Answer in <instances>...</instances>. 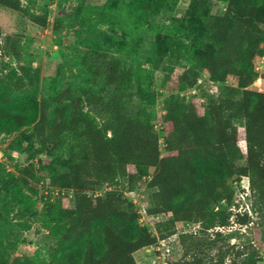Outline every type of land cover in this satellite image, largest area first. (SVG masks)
<instances>
[{
	"label": "trees",
	"instance_id": "16d2710c",
	"mask_svg": "<svg viewBox=\"0 0 264 264\" xmlns=\"http://www.w3.org/2000/svg\"><path fill=\"white\" fill-rule=\"evenodd\" d=\"M204 1L192 3L198 2L203 10L212 46L192 54L197 66L187 68L180 79L193 87L203 70L215 81L235 77L237 85L211 98L205 111L196 98L170 99L164 148L148 116L129 115L117 107L110 128L102 127L84 109L85 103L99 101L92 92H86L75 107H58L48 122L46 109L38 117L34 110L15 106L0 85L1 131L36 122V134L55 145L64 134L73 136L67 170L51 164L48 172L51 192L67 188L75 198L74 206L51 215L61 231L54 264H138L136 251L175 234L184 253L166 264H264L246 246L233 255L235 244L218 246L220 230L208 233L229 224V215L217 207L225 199L233 200L232 178H250L259 204L252 210L264 216V90L252 88L257 79L264 80V70L257 69L264 56V0H222L228 2L226 12L212 15H207L208 0ZM0 6L23 10L22 0H0ZM32 19L41 26L48 21L47 15L37 13ZM20 41V34H6L0 25V57L19 54ZM102 73L110 83L124 78L114 67ZM23 171L35 177L34 164ZM142 185L154 189L145 198L150 216L173 215L156 222L155 232L141 224L140 211L127 196ZM249 215L246 211L240 223L253 222ZM180 221L198 222L208 235L178 233ZM0 264L43 263L21 258L11 263L0 257Z\"/></svg>",
	"mask_w": 264,
	"mask_h": 264
},
{
	"label": "rangeland",
	"instance_id": "374dc122",
	"mask_svg": "<svg viewBox=\"0 0 264 264\" xmlns=\"http://www.w3.org/2000/svg\"><path fill=\"white\" fill-rule=\"evenodd\" d=\"M192 2L22 0L23 10L0 6L3 31L18 33L21 38L19 54L10 52L0 57V85L15 106L34 110L38 117L46 109L48 122L58 107H75L86 92H92L99 101L85 103L84 109L102 127L110 128L117 107L129 115L148 116L164 148V116L170 99L178 97L190 102L196 98L205 111L211 98L223 96L227 86L237 85L235 77L215 81L203 70L193 87L180 79L187 68L197 66L192 54L212 46L203 10L198 2ZM227 6V1L208 0L205 10L207 15L224 14ZM33 13L47 15L46 25L34 22ZM107 67L118 69L124 78L118 83L108 82L102 73ZM252 88L263 91L264 80L257 79ZM35 128L33 122L0 130V257L11 263L21 258L54 264L61 231L51 215L74 206L75 198L67 188L51 192L48 172L51 164L67 170L65 162L74 140L72 134L66 133L55 145L39 137ZM29 164H34L35 177L23 171ZM229 187L234 192L233 200L225 199L217 207L229 215V224L208 233L220 230L218 246L235 244L232 255L246 246L263 263L264 216L253 211V204L257 208L259 204L250 178H232ZM153 191L142 185L127 196L135 201L141 224L155 232L156 222L173 215L150 216L146 212L145 198ZM246 211L253 220L248 225L239 221ZM201 225L180 221L176 230L207 236ZM156 246L136 251L138 264H154V257L163 262L164 253L167 259H178L184 253L177 234L161 244L159 258L155 256ZM212 253L216 254V250L212 249Z\"/></svg>",
	"mask_w": 264,
	"mask_h": 264
},
{
	"label": "built area",
	"instance_id": "2783aa9c",
	"mask_svg": "<svg viewBox=\"0 0 264 264\" xmlns=\"http://www.w3.org/2000/svg\"><path fill=\"white\" fill-rule=\"evenodd\" d=\"M261 64H259L258 66H257V69L259 70V71H262L263 69H264V67H263V64L262 63H264V56H263V58H262V60H261V62H260ZM59 192V189H57L56 190V192ZM64 194V193H63ZM135 202V201H134ZM169 238H165V239H161V240H159V242L157 243V246L155 247V256H157L158 258H159V255H158V252L157 251H160V253H162L161 252V250H162V247H161V244L162 245H164V244H166V240H168ZM151 247H153V245L151 246ZM168 248H167V254H170V251H171V248L169 247V246H167ZM164 253V252H163ZM168 257H166V253H164V257H163V262H159L158 260H157V258L156 257H154V264H166V262L168 261V259H167Z\"/></svg>",
	"mask_w": 264,
	"mask_h": 264
},
{
	"label": "crops",
	"instance_id": "0c3cea01",
	"mask_svg": "<svg viewBox=\"0 0 264 264\" xmlns=\"http://www.w3.org/2000/svg\"><path fill=\"white\" fill-rule=\"evenodd\" d=\"M146 248H149V247H146Z\"/></svg>",
	"mask_w": 264,
	"mask_h": 264
}]
</instances>
